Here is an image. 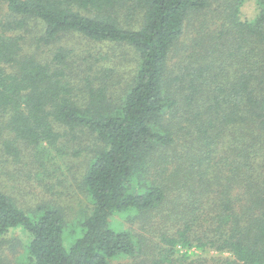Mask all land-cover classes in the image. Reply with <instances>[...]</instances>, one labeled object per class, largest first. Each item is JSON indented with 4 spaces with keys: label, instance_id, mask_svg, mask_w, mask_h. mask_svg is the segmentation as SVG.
I'll return each instance as SVG.
<instances>
[{
    "label": "trees",
    "instance_id": "obj_1",
    "mask_svg": "<svg viewBox=\"0 0 264 264\" xmlns=\"http://www.w3.org/2000/svg\"><path fill=\"white\" fill-rule=\"evenodd\" d=\"M212 249L264 264V0H0V264Z\"/></svg>",
    "mask_w": 264,
    "mask_h": 264
},
{
    "label": "rangeland",
    "instance_id": "obj_2",
    "mask_svg": "<svg viewBox=\"0 0 264 264\" xmlns=\"http://www.w3.org/2000/svg\"><path fill=\"white\" fill-rule=\"evenodd\" d=\"M81 46H83V45H81ZM98 46L100 47V48H102V49H97V47L95 46V50L96 51H94L93 53L94 54H99V52L101 51V52H103V53H105V52H108L107 51V49L110 47V46H106L105 44H98ZM114 48H118V47H116V45L114 44V46H113ZM83 47H81V49H82ZM110 48H112V47H110ZM77 50H79V49H77ZM90 56V55H89ZM110 64V63H109ZM69 158H62V157H57V159L55 160H53V161H51V162H49V167H50V170H52L51 171V176L50 177H48V176H46V180L48 181V183L49 184H52L53 183V181H55L54 183L56 184V186H55V188H54V190H52L51 189V191L52 192H50V193H48V195H50V198L51 199H55V200H57V201H59L60 203H62V204H65V205H70V206H72L74 209H77L79 206H81V201H83V202H85L86 203V198H85V196H84V194L79 190V188L77 187V184H76V182H72V185H73V188H74V193H73V195L72 194H70L71 192L69 191V192H67L66 190H65V188H61V185H59L58 183H57V181L62 177V176H64L65 175V173H68V171H67V168L68 167H70L71 165L73 166V164H80V162L79 161H77V159H75L73 162L72 161H69L68 160ZM74 159V158H73ZM63 171H64V173H63ZM68 175V174H67ZM60 176V178H58ZM7 177V176H6ZM6 181H8L9 183L11 182V180H8V178H6ZM43 188V185L42 184H40V185H38L37 186V189L36 190H41ZM60 188L62 189V192L63 191H65L66 192V195L65 194H62V192L60 193ZM55 191V192H54ZM35 197H33V198H31V202L33 201V199H34ZM70 209H71V207H69ZM126 220V219H125ZM127 223H128V225H130L131 223L129 222V221H127ZM137 228V227H136ZM203 255V257H208L207 258V260H209V259H211V260H209L207 263H205V264H216V263H213V258H212V256L213 257H216V256H218V255H221V253L220 252H218V251H216V250H210V252H208V253H204V254H202ZM228 255V253H224V256H227ZM193 258H197V255L196 254H193V257H192V259ZM206 260V261H207ZM121 263L122 264H127L126 263V260H122L121 261ZM120 262L118 263V264H121Z\"/></svg>",
    "mask_w": 264,
    "mask_h": 264
}]
</instances>
